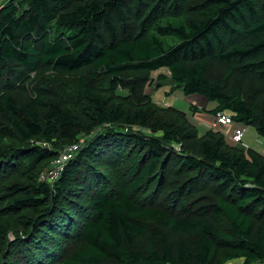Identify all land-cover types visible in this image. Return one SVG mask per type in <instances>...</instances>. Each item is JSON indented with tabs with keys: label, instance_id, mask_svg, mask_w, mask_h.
<instances>
[{
	"label": "trees",
	"instance_id": "trees-1",
	"mask_svg": "<svg viewBox=\"0 0 264 264\" xmlns=\"http://www.w3.org/2000/svg\"><path fill=\"white\" fill-rule=\"evenodd\" d=\"M165 81L264 138V0L0 3V264H264V155Z\"/></svg>",
	"mask_w": 264,
	"mask_h": 264
},
{
	"label": "rangeland",
	"instance_id": "rangeland-1",
	"mask_svg": "<svg viewBox=\"0 0 264 264\" xmlns=\"http://www.w3.org/2000/svg\"><path fill=\"white\" fill-rule=\"evenodd\" d=\"M160 73L169 75L167 69H162L159 72L153 73L152 76H154V78L156 79ZM238 81H240V80L238 79ZM241 86L243 89L248 88L250 90L251 85L246 80H243V83H241ZM147 90H149V92H151V96H152L153 101L158 103L159 105H161L163 107H173V108H176L178 110L185 112L186 114L190 113V111H192L191 110L192 107L190 106V104H188L189 102L186 101V95H185L184 91H182L181 89L172 90L171 84L161 85V86L157 87L154 91H152V89H147ZM209 107L211 109V106H209ZM209 113H212V112H209ZM225 113L227 115H231V113L228 111H226ZM207 115H210V114H207ZM206 117H209V116H206ZM217 125L218 124L216 123L215 126H217ZM196 128H197V132H198L199 137L203 136L207 132V129H205L203 126H199ZM247 130H248L247 133L251 132V135L248 138H246V141L250 142L249 140H251L253 142L252 147L257 148L256 150H258L262 154H264V138L261 137L257 133L256 129L252 126L247 127ZM226 138L228 140L227 135H226ZM229 142L231 144H234L230 139H229ZM243 144L245 145V148H247L248 145L246 146L245 140H244ZM42 145L47 146L49 144L48 143H42ZM237 145H239V144H237ZM247 149H249V148H247ZM52 167H53V165L51 166V168ZM10 238H12V240H13L12 234H10ZM234 264H238V263H234Z\"/></svg>",
	"mask_w": 264,
	"mask_h": 264
},
{
	"label": "crops",
	"instance_id": "crops-1",
	"mask_svg": "<svg viewBox=\"0 0 264 264\" xmlns=\"http://www.w3.org/2000/svg\"><path fill=\"white\" fill-rule=\"evenodd\" d=\"M168 74H169V72H168ZM164 84H171L172 87L174 85L171 81H165V82H163L162 85H164ZM186 101H188L189 103L188 102L187 103L190 104V106L193 108V109H191L192 111H190V113H187V115L195 127L203 126L205 129H207V132L211 131V130L221 131L225 135H227L228 140L230 139L232 141L231 137H232V134L234 133V131L236 129V124L215 126V124H216L215 115L213 113H209L212 110H214V108L216 106L215 103L209 102L208 99H206L205 97L200 96V95H192V96L186 97ZM209 106H211V109ZM207 114H210V115H207ZM225 115H227V114L225 113ZM206 116H209V117H206ZM227 116H231V115H227ZM250 135H251V132L246 134L245 139H244L245 144H246V146L248 145L247 148L256 150L257 148L252 147L253 142L251 140H249L250 142L246 141V138H248ZM240 146L245 148V145H240ZM247 148H245V149H247ZM256 151H258V150H256ZM258 152L261 153L260 151H258Z\"/></svg>",
	"mask_w": 264,
	"mask_h": 264
},
{
	"label": "built area",
	"instance_id": "built-area-1",
	"mask_svg": "<svg viewBox=\"0 0 264 264\" xmlns=\"http://www.w3.org/2000/svg\"><path fill=\"white\" fill-rule=\"evenodd\" d=\"M3 0H0V3H2ZM216 123L218 125H228L232 124L233 120L231 117L225 115L224 113H218L216 114ZM247 134V129L245 127H237L232 134V141L239 145H244V139ZM44 146V145H43ZM47 147V146H44ZM77 147H71L67 150H65L59 158L53 162V167L49 170L43 173V179L47 182L51 183L54 180H57L63 169H64V163L69 160L72 157V154L76 151Z\"/></svg>",
	"mask_w": 264,
	"mask_h": 264
},
{
	"label": "clouds",
	"instance_id": "clouds-1",
	"mask_svg": "<svg viewBox=\"0 0 264 264\" xmlns=\"http://www.w3.org/2000/svg\"><path fill=\"white\" fill-rule=\"evenodd\" d=\"M225 114V113H224ZM216 117V116H215ZM229 117H231V116H229ZM232 118V117H231ZM233 119V118H232Z\"/></svg>",
	"mask_w": 264,
	"mask_h": 264
}]
</instances>
